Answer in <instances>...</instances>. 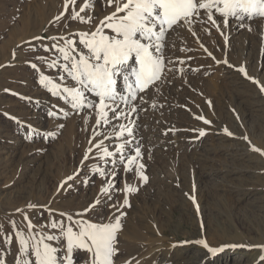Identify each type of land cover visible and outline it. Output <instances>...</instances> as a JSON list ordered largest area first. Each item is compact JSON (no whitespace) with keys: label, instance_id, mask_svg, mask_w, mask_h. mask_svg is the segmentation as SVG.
Returning <instances> with one entry per match:
<instances>
[{"label":"rangeland","instance_id":"374dc122","mask_svg":"<svg viewBox=\"0 0 264 264\" xmlns=\"http://www.w3.org/2000/svg\"><path fill=\"white\" fill-rule=\"evenodd\" d=\"M83 3L66 8V0H0V260L16 264L15 232L21 231L29 244L36 233L56 236L47 243L62 264L67 253L60 231L77 227L71 216L93 223L119 217L114 264H264L259 247L226 248L209 257L194 243L264 245V18L225 24L215 14L213 24L201 11L191 23L180 21L162 42L160 79L137 92V102L116 78L118 92H126L136 108L134 118L125 115L113 124L109 112V123L97 125L95 92L81 88L86 104L73 108L39 82L44 74L61 86L79 87L53 45L86 54L79 34L95 31L116 10L107 0H93L80 13L92 17L89 23L71 19ZM53 60L59 66L48 67ZM126 128L139 137L122 160L107 138ZM125 185L137 190L121 207ZM97 200L94 210L83 211ZM57 222V228L49 226ZM72 260L89 264L90 253L74 250Z\"/></svg>","mask_w":264,"mask_h":264},{"label":"snow or ice","instance_id":"6c2138e0","mask_svg":"<svg viewBox=\"0 0 264 264\" xmlns=\"http://www.w3.org/2000/svg\"><path fill=\"white\" fill-rule=\"evenodd\" d=\"M75 4L77 0H66L65 7L68 4ZM108 6L116 5V10L105 16L96 30L91 33H80L82 43L87 49L86 54L76 53L75 48H71L72 41L67 42L71 51L64 47L57 48L61 54L63 61L69 63L63 65V71L71 77L79 86L67 87L61 86L51 77L44 74L40 76V84L49 90L53 95L59 98L67 99L73 108H78L86 104L85 97L81 88L89 89L95 92L97 103L92 107L97 109V125L102 122L109 123V112L115 113V119H119L122 114L119 112V105L113 107L115 102L124 97L119 94L116 88L117 77H122L131 100L137 98V92H144L156 81L160 79L161 71L164 67L161 51L166 33L180 21L191 23L193 17H198L201 11L206 12L207 19L216 24L214 19L215 14L223 16L225 24L229 19H237L243 21L245 19L264 18V0H107ZM93 6V0H84L79 11L73 12L71 19H79L81 23H89L91 16L85 18L80 13L85 12ZM124 13L123 15H119ZM63 15V13H61ZM55 19H59L56 17ZM243 26V25H241ZM105 29L109 30L113 35L105 33ZM35 39H40L39 37ZM63 39V37H61ZM134 59L135 66L129 69V60ZM47 63V62H46ZM33 69H37L36 65H31ZM48 67H57L58 61L53 60L47 63ZM241 72L243 68L239 69ZM249 79H252L249 77ZM257 83V81H253ZM259 86V84H258ZM261 92H264V86L260 87ZM7 91V90H5ZM142 99V97H141ZM135 111V108L132 109ZM49 115L54 116L55 113L50 112ZM203 119L202 117H198ZM205 123H210L205 120ZM62 127V125H61ZM123 127V125H121ZM227 132V129H225ZM228 135L232 133L227 132ZM48 135H53L48 133ZM121 135V133H117ZM200 135H205L204 131H200ZM30 138V136L28 137ZM247 139V137H244ZM122 146H117L116 151L120 152ZM260 151L259 149H254ZM88 151H91L89 149ZM136 156L140 155L139 149L136 150ZM264 155V152L261 153ZM105 155H112L110 152H105ZM87 154L85 159H87ZM124 159V157H121ZM134 159V158H132ZM143 165H139L142 168ZM126 171H132L128 165H125ZM98 171H100L98 169ZM104 173L101 171V175ZM114 175V173H113ZM137 175H142L137 172ZM67 179L71 180L72 177ZM143 179H147L143 177ZM135 187L125 185V200L121 207L128 204L127 193L135 192ZM108 187H101V194H107ZM100 201H95L89 208L84 209V212L94 210L96 204ZM29 208L36 207L35 205H27ZM20 209H17L19 212ZM77 215L82 216V213ZM123 215V213H121ZM76 228L71 226L62 227L60 236L65 239V251L67 255L61 257L62 264H73L72 255L74 250L83 249L90 253L89 264H114L113 258L117 255L118 249L115 247L117 239V231L120 228L119 217L114 218L115 223H93L84 219L73 220V217L67 216ZM25 220L28 218L25 216ZM59 222L50 224L52 228H57ZM12 227L15 230V222H12ZM34 225L29 221L27 224L28 231L31 233ZM24 233L21 231L15 232V238L19 244L20 255L17 257L16 264H57L55 255L56 248L47 241L57 239L54 235H44L42 238L40 233L32 236L33 244H29L24 238ZM3 236V233H0ZM12 237H8L5 242H10ZM188 243L181 241L180 244ZM194 243L201 245L209 254V257H215L218 253H222L226 248L236 247H259L264 251V245L245 246V245H221L219 247H211L204 239L196 240ZM176 245H173L175 247ZM264 260V256L260 257ZM0 264L3 261L0 260Z\"/></svg>","mask_w":264,"mask_h":264},{"label":"bare ground","instance_id":"6f19581e","mask_svg":"<svg viewBox=\"0 0 264 264\" xmlns=\"http://www.w3.org/2000/svg\"><path fill=\"white\" fill-rule=\"evenodd\" d=\"M233 69V68H232ZM119 94L120 95H122L123 97H124V99L123 100H120V99H118L116 102H115V104L113 105V107H115L116 105H119V112L120 113H122L120 116H119V119L120 120H123V117L125 116V115H127L126 117L127 118H134V115H136V110L135 111H132V109L134 108V106L132 107L131 105H130V99L127 97V93L126 92H119ZM133 101H135V102H137L136 100H133ZM142 102V101H141ZM133 104V103H132ZM138 107V106H137ZM139 108V107H138ZM144 108V107H143ZM136 109V108H135ZM141 109H142V107H141ZM139 110V109H138ZM141 111V110H140ZM139 111V112H140ZM142 111H143V109H142ZM140 112V113H143V112ZM112 113V112H111ZM110 116V115H109ZM139 116V115H138ZM115 117V113H112V116H111V118H110V121L114 124L115 122H117V120H119V119H115L114 118ZM136 117V116H135ZM142 117H144V116H142ZM141 117V118H142ZM140 119V118H139ZM130 120V119H129ZM127 121V120H126ZM133 121V120H132ZM131 121V122H132ZM135 121V120H134ZM133 121V122H134ZM139 121V120H138ZM142 121V120H141ZM144 121V123H145V120H143ZM148 122V121H147ZM119 123V122H118ZM123 123H124V121H123ZM128 123V121L126 122V124ZM134 123H136V122H134ZM143 123V126L146 124H144ZM116 124V123H115ZM121 124V123H120ZM126 124H123V125H125L124 127H126L127 125ZM130 124H132V123H130ZM119 126V125H118ZM117 126V127H118ZM121 126V125H120ZM153 126V125H152ZM113 127V126H112ZM123 127V128H124ZM131 127V126H130ZM148 127H150L149 125H148ZM153 127H155V126H153ZM116 128V127H115ZM120 128V127H119ZM151 129H152V127H150ZM117 129V128H116ZM121 129H122V127H121ZM140 129V128H139ZM135 130H137V129H135ZM148 130V129H147ZM114 131V130H113ZM116 131H118V130H116ZM133 131V130H132ZM131 131V129L130 128H126V129H124V130H119V132L121 133V135H110V136H108V140H107V142H109V143H111V144H115V146L112 148V151H114V153H117V155L116 156H118V158H120L121 159V157H125L126 155V152L127 151H129V150H131V147L133 146V145H135L136 143V139L139 137H137V132L135 133V132H132ZM142 134H143V128H142ZM115 133V132H114ZM117 133V132H116ZM109 134V133H108ZM113 134V133H112ZM140 134V133H139ZM138 134V135H139ZM146 134V133H145ZM141 135V134H140ZM142 137V136H141ZM154 139H156V138H154ZM158 140H160L159 138H158ZM192 141V140H191ZM108 143V144H109ZM164 145V144H163ZM117 146H122V150L120 151V152H117L116 151V147ZM113 153V152H112ZM129 155V154H128ZM112 160H113V158H112ZM123 160V159H122ZM111 161V160H110ZM109 161V162H110ZM118 164V163H117ZM116 164V165H117ZM115 165V164H114ZM120 166V165H119ZM117 167V166H116ZM112 169V168H111ZM113 172H114V170H113ZM116 172V171H115ZM118 172V171H117ZM251 264H255V263H251Z\"/></svg>","mask_w":264,"mask_h":264}]
</instances>
